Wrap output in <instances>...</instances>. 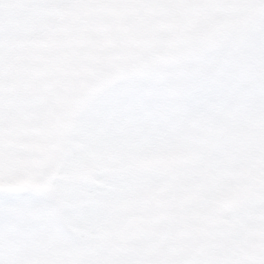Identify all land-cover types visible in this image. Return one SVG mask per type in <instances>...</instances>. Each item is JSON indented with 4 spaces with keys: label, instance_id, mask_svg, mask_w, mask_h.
<instances>
[{
    "label": "snow or ice",
    "instance_id": "1",
    "mask_svg": "<svg viewBox=\"0 0 264 264\" xmlns=\"http://www.w3.org/2000/svg\"><path fill=\"white\" fill-rule=\"evenodd\" d=\"M0 264H264V0H0Z\"/></svg>",
    "mask_w": 264,
    "mask_h": 264
}]
</instances>
